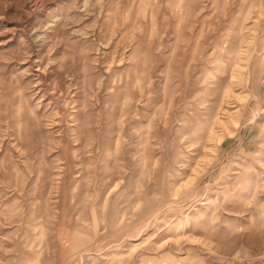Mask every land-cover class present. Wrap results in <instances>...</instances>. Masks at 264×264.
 <instances>
[{
    "label": "rangeland",
    "instance_id": "obj_1",
    "mask_svg": "<svg viewBox=\"0 0 264 264\" xmlns=\"http://www.w3.org/2000/svg\"><path fill=\"white\" fill-rule=\"evenodd\" d=\"M0 264H264V0H0Z\"/></svg>",
    "mask_w": 264,
    "mask_h": 264
}]
</instances>
